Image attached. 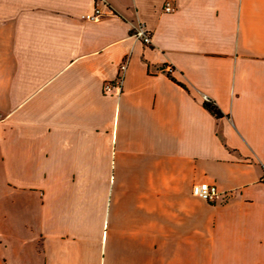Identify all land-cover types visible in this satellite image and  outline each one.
Masks as SVG:
<instances>
[{
    "label": "crops",
    "instance_id": "1",
    "mask_svg": "<svg viewBox=\"0 0 264 264\" xmlns=\"http://www.w3.org/2000/svg\"><path fill=\"white\" fill-rule=\"evenodd\" d=\"M0 264H264V0H0Z\"/></svg>",
    "mask_w": 264,
    "mask_h": 264
},
{
    "label": "built area",
    "instance_id": "2",
    "mask_svg": "<svg viewBox=\"0 0 264 264\" xmlns=\"http://www.w3.org/2000/svg\"><path fill=\"white\" fill-rule=\"evenodd\" d=\"M165 12L172 13L176 8L172 3L167 2L164 8ZM104 15L102 8H97L93 14L86 15L85 18L88 20H97ZM134 35L139 38L145 45L149 46L152 44V34L144 25H140L134 31ZM128 67V62L125 61L121 65V75L118 79L113 82H106L103 91L106 95H117L122 92L124 84V76ZM169 71L173 69L169 67ZM193 195L207 203H216L221 199L222 193H220L218 187L214 184L206 182L198 183L193 186Z\"/></svg>",
    "mask_w": 264,
    "mask_h": 264
},
{
    "label": "trees",
    "instance_id": "3",
    "mask_svg": "<svg viewBox=\"0 0 264 264\" xmlns=\"http://www.w3.org/2000/svg\"><path fill=\"white\" fill-rule=\"evenodd\" d=\"M203 106L210 114H212L217 119L223 118L225 116V114L221 111L217 104L212 100H206Z\"/></svg>",
    "mask_w": 264,
    "mask_h": 264
}]
</instances>
